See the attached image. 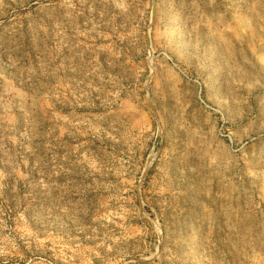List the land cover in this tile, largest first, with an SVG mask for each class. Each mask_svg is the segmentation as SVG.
I'll use <instances>...</instances> for the list:
<instances>
[{"label":"rangeland","instance_id":"1","mask_svg":"<svg viewBox=\"0 0 264 264\" xmlns=\"http://www.w3.org/2000/svg\"><path fill=\"white\" fill-rule=\"evenodd\" d=\"M0 264H264V0H0Z\"/></svg>","mask_w":264,"mask_h":264}]
</instances>
